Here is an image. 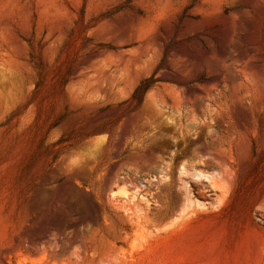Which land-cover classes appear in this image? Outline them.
Instances as JSON below:
<instances>
[{"label":"rangeland","instance_id":"1","mask_svg":"<svg viewBox=\"0 0 264 264\" xmlns=\"http://www.w3.org/2000/svg\"><path fill=\"white\" fill-rule=\"evenodd\" d=\"M0 264H264V0H0Z\"/></svg>","mask_w":264,"mask_h":264}]
</instances>
